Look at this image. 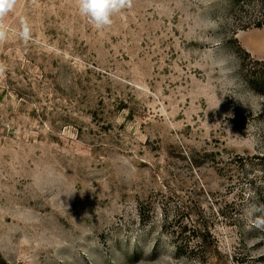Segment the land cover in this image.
<instances>
[{"label": "rangeland", "instance_id": "374dc122", "mask_svg": "<svg viewBox=\"0 0 264 264\" xmlns=\"http://www.w3.org/2000/svg\"><path fill=\"white\" fill-rule=\"evenodd\" d=\"M111 19L17 0L3 21L0 264H264V94L240 66L264 26L230 0Z\"/></svg>", "mask_w": 264, "mask_h": 264}, {"label": "clouds", "instance_id": "9594fccd", "mask_svg": "<svg viewBox=\"0 0 264 264\" xmlns=\"http://www.w3.org/2000/svg\"><path fill=\"white\" fill-rule=\"evenodd\" d=\"M79 12L88 17L97 29H102L112 23L111 17L125 7H130L132 0H76ZM17 4V0H0V41L7 38L8 28L3 23L5 17L11 13ZM18 35L27 40L30 36V25L27 20L21 21V29ZM5 66L0 64V73Z\"/></svg>", "mask_w": 264, "mask_h": 264}, {"label": "trees", "instance_id": "16d2710c", "mask_svg": "<svg viewBox=\"0 0 264 264\" xmlns=\"http://www.w3.org/2000/svg\"><path fill=\"white\" fill-rule=\"evenodd\" d=\"M230 7L247 15L242 22L245 26H264V0H230ZM241 50L247 60L240 65L245 83L250 89L264 94V59H254L246 50Z\"/></svg>", "mask_w": 264, "mask_h": 264}]
</instances>
